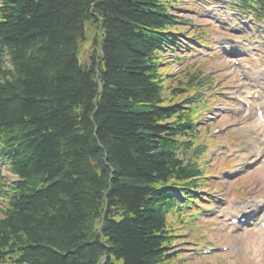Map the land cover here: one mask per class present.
Wrapping results in <instances>:
<instances>
[{"label": "trees", "instance_id": "1", "mask_svg": "<svg viewBox=\"0 0 264 264\" xmlns=\"http://www.w3.org/2000/svg\"><path fill=\"white\" fill-rule=\"evenodd\" d=\"M169 2L1 0L0 142L21 180L0 256L42 246L10 264H170L162 185L195 168L176 154L189 113L160 69Z\"/></svg>", "mask_w": 264, "mask_h": 264}, {"label": "rangeland", "instance_id": "2", "mask_svg": "<svg viewBox=\"0 0 264 264\" xmlns=\"http://www.w3.org/2000/svg\"><path fill=\"white\" fill-rule=\"evenodd\" d=\"M189 1L188 0H178V3H176L177 9L174 12L177 15L187 17L188 19L197 17V18L206 19V20H203L205 22L209 21L208 25L211 30V35H212L211 39H214V40H212L210 48H204L203 46H201V44L195 41H192L194 44L192 45L191 48H189V51L192 52L193 56H196V55L203 56L205 58V61H203L202 63H199L198 61L191 60L190 58L188 59V61H186V65L184 67L180 66V68L177 71H175V69H173L174 65H170L171 67L170 69L168 68V71L169 72L171 71L173 73L180 71L184 75V77H188L189 73L194 71L195 66L198 64H200V68L202 69V71L205 72L207 71V69H212L216 67L217 66L216 63H220L223 65L222 68L225 70V74L223 75L224 81L226 80V77L232 75V77H234V79L231 81V82H234L233 85L238 83V85L246 86L247 80L246 79L243 80L242 76L236 73V69L234 68V65H232V63L230 62L231 61L229 58L230 56L226 54L227 52L225 49H220L216 42L217 41L216 39L217 38L220 39L223 35H228L229 33H232L229 35H236L235 33H240L239 35H242V37L235 36L236 39L233 42L223 40L225 48H230V49H233L234 51L240 50L241 52H244L251 46V44H249V42L243 39V37H250L252 40L254 38H259L260 42L257 43L258 46L254 45V48H256L255 51L251 53V56H248L250 57V59L246 57L244 58V60L248 62V65H250V67L255 68V69H252L251 71H247L249 73L248 79L251 80V79H254L255 77L257 78L259 82L262 81L264 73L259 74L258 72L259 69H264V31H263L262 26H256L255 24L250 22L254 26V31L249 28L250 23H248V26L244 25L241 27H237L236 26L237 18L229 10L223 8L221 5L215 6L213 8H208V10H204L202 5L197 0H189ZM209 1L210 0H201V3L206 4ZM197 3H199L200 5H198ZM190 6L193 7L192 8L193 10L189 9ZM195 9L199 11L198 15L194 14L193 11ZM233 29H235V32L233 31ZM245 30H247L248 32H246ZM242 40H244L245 44H241ZM234 44L235 45L237 44V46L234 47ZM90 50H91L90 42H89V39H87L86 41H83L81 43L80 50L78 52V57L82 62H85L86 57L88 56ZM241 52H238V54H241ZM258 63L260 65H258ZM253 72H257V74H253ZM176 76H175V79L178 78ZM236 77L239 79L237 80V82H235ZM231 92L233 93V91ZM233 121L234 119L228 118L226 122H233ZM216 124H217L216 126H218L220 123H216ZM256 128L257 127L256 126L253 127L251 123L246 124L245 126H242V127L235 126L233 128L235 134L240 136L241 142L247 144L251 148L253 153H255L256 151L258 152V150L256 149L260 148V146L255 141H254L255 142L254 149H252V146H251V141H252L251 136L253 133L256 132ZM239 173L240 171L235 168H232V170L227 173L226 169L222 168V165L220 163L219 164L213 163L210 165V171L208 173L210 185L209 187L205 189L210 190V191H215V192L219 190L221 192L219 197L222 199V205H223L226 203V198L228 196L229 197L231 196L230 195L231 191H233V194L235 193L236 187L234 186V183L230 182L231 180L230 176L238 175ZM252 174L255 175V173H252ZM247 191H249V189H247L246 192ZM216 202L220 203L219 201H216ZM211 208L216 209L215 204L212 205ZM189 226L193 229V233L196 236V240H195L196 243L198 245H201L206 239L207 233L209 234V230L207 229V227H204L203 225H197L193 222ZM222 231L224 232V230L219 231L217 238L223 237ZM213 234L217 236V231L213 232ZM256 240L257 242L253 243L255 244V246H249V247L255 250L256 256H259V255L264 254V249H263L264 239H256ZM246 244L247 243H245L244 246ZM242 250H243V246H242ZM181 251H185V250L183 249ZM212 264H216V263H212Z\"/></svg>", "mask_w": 264, "mask_h": 264}, {"label": "bare ground", "instance_id": "3", "mask_svg": "<svg viewBox=\"0 0 264 264\" xmlns=\"http://www.w3.org/2000/svg\"><path fill=\"white\" fill-rule=\"evenodd\" d=\"M101 52V51H100Z\"/></svg>", "mask_w": 264, "mask_h": 264}]
</instances>
